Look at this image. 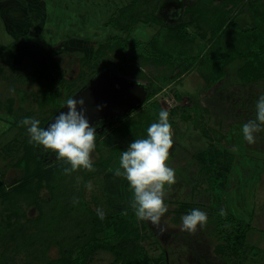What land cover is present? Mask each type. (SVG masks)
<instances>
[{
	"label": "rangeland",
	"instance_id": "obj_1",
	"mask_svg": "<svg viewBox=\"0 0 264 264\" xmlns=\"http://www.w3.org/2000/svg\"><path fill=\"white\" fill-rule=\"evenodd\" d=\"M130 2L0 0V264H47L58 258L61 242L80 235V242L84 240L82 224L90 217L99 218L97 210L104 218L123 215L132 223L137 219V242L149 264H164L163 249L168 250L169 264H264V131L256 134L254 144H248L242 134L243 124L256 117L264 80L244 83L238 78V67L247 56L241 62H236L239 55L230 59L224 77L213 86H206L193 67L186 72L188 64L176 66L179 57L196 53L200 43L207 41L194 25L183 28L191 11L205 17L219 8L226 12L222 16L227 26L215 46L230 57L243 45L238 30L264 24V0H139L124 15L128 22L131 16L140 18L128 42L123 37L111 39L126 34L105 26L106 21ZM167 27L191 33L188 44L170 41L173 32ZM157 33L165 48L164 63L167 56L171 58L166 64L177 63L175 71L172 68L169 80L158 82L157 93L142 83L147 87L144 102L126 114L86 116L90 126H97L94 171L65 174L69 164L29 143L21 121L37 119L46 128L68 99L92 83L103 65L122 69L124 81L137 79L152 86L147 81L155 78L150 77L160 73L158 79H163L168 68L144 64L145 48ZM111 43L125 45L123 52L118 48L116 53ZM101 44H108L104 52ZM59 63L64 69L60 85L66 91L58 93L61 105L56 106L50 99L53 87L45 82L60 79ZM161 110L169 112L172 125L168 164L175 169L177 182L166 186L168 212L157 227L135 216L127 180L110 169L119 167L122 151L134 139L146 138L150 126L146 118L157 122ZM194 208L207 214V223L190 234L181 230L182 217ZM107 222L106 226L113 225ZM89 255L85 264L118 263L108 250Z\"/></svg>",
	"mask_w": 264,
	"mask_h": 264
},
{
	"label": "trees",
	"instance_id": "obj_2",
	"mask_svg": "<svg viewBox=\"0 0 264 264\" xmlns=\"http://www.w3.org/2000/svg\"><path fill=\"white\" fill-rule=\"evenodd\" d=\"M136 3H139V0H131V2L127 6L118 9L117 12L113 14L105 23V25L116 28L126 34V36H112L111 39L114 37H116L117 39H122L123 37V39L128 42V34H131L135 22L140 18L136 15V18L132 20L133 17L130 15L131 21L128 22L126 21L124 15L126 13V10H133ZM191 10H194V8ZM223 12L225 11L219 8L218 12L214 11L210 16L205 17V14L202 12L197 13L196 11H191V19L188 21V23H185V25H183V28L187 29V26L194 25L195 31L199 34H202L203 37L206 36L207 41L205 43H202V45L198 47L199 49L197 50L195 55L188 52V54L184 55V57H179L181 62L176 66L180 67L181 64H188V67L195 65L197 72L203 76L206 84L211 85L216 83L217 80H220L224 77V66L228 64L227 62L231 61L230 59H232L236 55H239V58L242 59L247 56L248 59L244 61V63L241 65V68L238 70V78H240V80L244 83L264 80V24L262 25L259 23H255L251 28L245 31H238L239 33H237V35L239 34L241 35V37H243V45L239 48V53L232 54V56L228 57L227 53L218 52L217 47L215 46L218 38L221 39V34L225 29V26H227V19L226 17L222 16ZM217 13L219 14V17L215 18L214 15ZM201 15L203 16L202 18ZM183 28H168L171 32H173H169L171 33L168 36L169 40H177V42H179V40H184V42L188 44L187 38H190L191 33H189L187 30V32H183ZM157 35L158 33L151 39L150 47H148L149 49L145 48L144 51V64L147 63L150 65H154L155 67L163 66V69L164 67L168 68V71L166 70L165 73L162 74L163 79H158V76H160L159 73L156 76L150 77L155 78V81H147L152 84V86H147L152 87V91H155V93L161 90L158 86V82L162 81L163 83V80H169V78H171L169 77V74L171 73L174 65L177 64H174L173 61L171 62L172 66H168L167 64H170L168 62L171 59L168 58V56L165 59L167 64L164 63V58L166 57V54L164 52L165 48L162 46V43L157 40ZM44 44L47 45V43L45 42ZM107 45H100L102 47L100 49L101 52H104L106 50V48L108 47ZM116 45L118 44L113 45V43H111L110 48L112 50H115L116 53L117 51H119V49L121 50L119 51V53L123 52L122 50L124 49L123 47L125 45ZM0 50L2 51L3 47H0ZM11 50H13V47H11ZM94 56L95 55H93V57ZM155 60L157 61V63L154 62ZM188 67L186 69H188ZM173 70L175 71L174 68ZM138 72L141 73L140 70ZM62 80L63 78L60 76V79L58 80L53 77L49 78L47 82H45L48 85H51V88L53 87L52 92L50 93V99L55 100L54 102L56 103V106L61 105V101H58L56 97L66 91L64 90V87L60 85L63 82ZM55 87L60 88L59 90L57 88L54 90ZM152 94L153 92H150L148 94V100L150 99ZM45 95H47V92H45ZM174 95L177 100L181 99L178 91H174ZM146 120L148 125H151V122H153L147 118ZM228 219L231 220L233 219V217L230 216L228 217ZM107 221H112L113 225L106 226L108 224ZM135 222H137V219ZM135 222L132 223L130 221H125V216L123 215L116 216V218L109 216L103 219H100V217L96 219V216L92 218L90 217L89 221L84 222L80 229L81 234L85 236L84 240L80 242V235L79 237L71 238V241H69V243H63L64 241L61 242L58 249L59 257L49 260L47 264H85L90 257L89 254L97 251L98 249L108 250L111 253L113 252L116 260L118 261V263L116 262L117 264H149V259L137 242V229H134ZM131 223L133 225L128 226ZM127 230H130L131 233ZM162 258L164 260V264H169L170 258L168 250L163 249Z\"/></svg>",
	"mask_w": 264,
	"mask_h": 264
},
{
	"label": "clouds",
	"instance_id": "obj_3",
	"mask_svg": "<svg viewBox=\"0 0 264 264\" xmlns=\"http://www.w3.org/2000/svg\"><path fill=\"white\" fill-rule=\"evenodd\" d=\"M14 91V90H12ZM84 100L70 98L66 101L67 112H60L46 128L40 127V121L24 118L30 136L29 143H35L52 151L57 158L70 167L63 169L65 174L84 169L94 171L92 153L96 147V129L90 126L83 108ZM81 110H77V105ZM256 117L242 126L244 140L248 144L256 142L257 133L264 131V95H260L256 104ZM146 138L134 139L122 151L119 167L110 169L116 177L127 180L133 193L131 207L141 221H149L159 227L161 218L168 212L165 203L166 186L171 187L176 180L175 169L169 166L170 149L173 147L172 125L169 112L161 110L159 119L146 130ZM100 219L104 213L97 210ZM221 216L225 212L221 210ZM207 223V214L198 208L182 217V231L194 234L197 227ZM161 231H164L161 228Z\"/></svg>",
	"mask_w": 264,
	"mask_h": 264
},
{
	"label": "water",
	"instance_id": "obj_4",
	"mask_svg": "<svg viewBox=\"0 0 264 264\" xmlns=\"http://www.w3.org/2000/svg\"><path fill=\"white\" fill-rule=\"evenodd\" d=\"M146 95L147 87L142 83L111 79L107 73H101L87 88L80 89L71 98L84 100L85 116L91 119L97 115L122 116L144 102ZM64 107L59 112H67L66 103ZM77 110H81L79 104Z\"/></svg>",
	"mask_w": 264,
	"mask_h": 264
},
{
	"label": "flooded vegetation",
	"instance_id": "obj_5",
	"mask_svg": "<svg viewBox=\"0 0 264 264\" xmlns=\"http://www.w3.org/2000/svg\"><path fill=\"white\" fill-rule=\"evenodd\" d=\"M120 8H122V7H120ZM108 21V20H107ZM106 21V22H107ZM105 26H107V25H105ZM108 27H110V26H108ZM114 29H116V28H114ZM119 36H121V35H119ZM123 36V35H122ZM49 45V44H48ZM68 51V50H67ZM66 53V52H65ZM62 62V61H61ZM57 68H58V71H59V73H60V76L63 78V74H64V69H63V67L60 65V63L58 64V66H57ZM101 71H100V74L101 73H107V77H109V78H111V79H117V78H120V75H122L123 74V70L122 69H120V68H118V67H116V66H114V65H110V64H108V65H103L102 66V69H100ZM99 75V74H98ZM97 75V76H98ZM97 76L95 77V78H97ZM94 78V79H95ZM64 79V78H63ZM137 80V79H136ZM100 121H102V120H99V121H97V123H100ZM97 126H94V128H96Z\"/></svg>",
	"mask_w": 264,
	"mask_h": 264
},
{
	"label": "crops",
	"instance_id": "obj_6",
	"mask_svg": "<svg viewBox=\"0 0 264 264\" xmlns=\"http://www.w3.org/2000/svg\"><path fill=\"white\" fill-rule=\"evenodd\" d=\"M248 29H249V28H248ZM246 30H247V29H246ZM238 31H240V30H238ZM242 31H245V30H242ZM242 38H243V37H242ZM205 42H206V41H205ZM205 42L202 41V43H205ZM201 45H202V44L200 43L199 46H201ZM197 49H199V48H197ZM196 52H197V51H196ZM195 54H196V53H193V55H195ZM237 56H238V55H237ZM242 60H243L242 58H236V62H238V61L241 62ZM192 67H193V69H194L193 71H195V75H196V73H197L198 75H200V74L197 72V70H196V68H195V65H194V66H189L188 69H186V72H187V71H190V70L192 69ZM227 67H228V64H226V65L224 66V72H226V70L228 69ZM238 70H239V67H238ZM198 77H199V76H198ZM136 81H137V80H136ZM218 81H220V80H218ZM218 81H217V82H218ZM259 81H262V80H259ZM137 82H141V83H145V84H147L146 82H142V81H139V80H138ZM217 82H216V83H217ZM204 83H205V85H206V82H205V81H204ZM147 85H148V84H147ZM194 85H195V86H194V87H195V90H196L197 92H199L201 88H200V86L198 85V80H197V81L194 80ZM206 86H207V85H206ZM210 86H213V84H211ZM204 89H205V90H208V88H204ZM202 91H204V90H202Z\"/></svg>",
	"mask_w": 264,
	"mask_h": 264
}]
</instances>
